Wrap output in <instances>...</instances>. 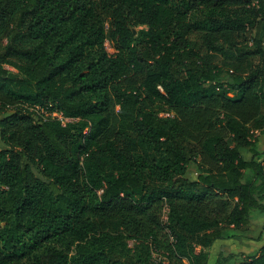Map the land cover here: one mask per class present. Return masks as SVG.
I'll list each match as a JSON object with an SVG mask.
<instances>
[{
  "label": "trees",
  "instance_id": "trees-1",
  "mask_svg": "<svg viewBox=\"0 0 264 264\" xmlns=\"http://www.w3.org/2000/svg\"><path fill=\"white\" fill-rule=\"evenodd\" d=\"M261 135L264 0H0V264H219Z\"/></svg>",
  "mask_w": 264,
  "mask_h": 264
},
{
  "label": "rangeland",
  "instance_id": "rangeland-1",
  "mask_svg": "<svg viewBox=\"0 0 264 264\" xmlns=\"http://www.w3.org/2000/svg\"><path fill=\"white\" fill-rule=\"evenodd\" d=\"M248 37L252 36L249 35ZM106 47L110 54L115 53L109 42L106 43ZM224 62V55L219 53L216 64L222 66ZM260 142L261 149H264V135H261ZM190 171L191 178L194 179L197 173L194 169H190ZM164 220L167 221V212L165 213ZM2 226L1 224L0 227ZM261 241H264V213L254 212L251 215L250 224L245 232H238L235 239L217 243L213 248V253L219 259V264H230L234 258L245 261L249 255L259 253L264 246V242L262 244ZM154 258L160 259L158 254H154Z\"/></svg>",
  "mask_w": 264,
  "mask_h": 264
},
{
  "label": "built area",
  "instance_id": "built-area-1",
  "mask_svg": "<svg viewBox=\"0 0 264 264\" xmlns=\"http://www.w3.org/2000/svg\"><path fill=\"white\" fill-rule=\"evenodd\" d=\"M42 113L45 114L46 117H50L52 120L60 121L63 126L71 121L69 119H66L64 115L59 112L49 113L48 111L42 110Z\"/></svg>",
  "mask_w": 264,
  "mask_h": 264
},
{
  "label": "crops",
  "instance_id": "crops-1",
  "mask_svg": "<svg viewBox=\"0 0 264 264\" xmlns=\"http://www.w3.org/2000/svg\"><path fill=\"white\" fill-rule=\"evenodd\" d=\"M225 241H226V240H225ZM225 241H224V242H225ZM220 242H222V241H218V242H216V244H217V243H220ZM261 242H262V244H263L264 241H261ZM216 244H215V245H216ZM244 257H245V256H244ZM242 262H243V261H241V259L234 258V259H232V261H231L230 264H240V263H242Z\"/></svg>",
  "mask_w": 264,
  "mask_h": 264
},
{
  "label": "water",
  "instance_id": "water-1",
  "mask_svg": "<svg viewBox=\"0 0 264 264\" xmlns=\"http://www.w3.org/2000/svg\"><path fill=\"white\" fill-rule=\"evenodd\" d=\"M135 32V31H134Z\"/></svg>",
  "mask_w": 264,
  "mask_h": 264
}]
</instances>
